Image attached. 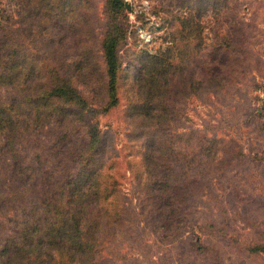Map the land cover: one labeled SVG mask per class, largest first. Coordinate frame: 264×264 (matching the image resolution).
Returning a JSON list of instances; mask_svg holds the SVG:
<instances>
[{
	"label": "rangeland",
	"instance_id": "374dc122",
	"mask_svg": "<svg viewBox=\"0 0 264 264\" xmlns=\"http://www.w3.org/2000/svg\"><path fill=\"white\" fill-rule=\"evenodd\" d=\"M121 1L124 7L115 8L117 0H49L52 32L57 34L59 26L52 20L58 15L57 20L61 24L64 20L66 26L65 37L56 38L58 54L45 61L64 74L59 61L66 62L81 51L87 57L95 55L97 74L85 78L83 87L90 90L110 81L119 100L111 109L75 122V128L82 131L89 123L98 129L96 144L103 157L101 183H108L106 190H117L105 202L102 198L83 212L88 215L87 225L92 219L99 220L100 231L96 235L101 244L92 239L89 243L96 249L92 264H264V251L249 249L256 245L264 247V0H212L205 8L200 6V13H194L191 26L182 28L184 31L179 14L187 16L197 7L195 4L179 8L178 0ZM20 2L24 1L0 0V28L12 39L24 42L42 64L43 51L32 47L36 43L23 40L30 36L29 25H21V19H31L28 16L37 12L33 11L36 1H32L26 13L20 10ZM108 14L116 17L124 34L119 40L123 44L116 46L121 67L111 80L104 74L101 60ZM40 16V22L49 20L47 15ZM197 22L200 28L194 26ZM35 24L34 21L32 26ZM34 33L39 39L43 37L41 31ZM144 50L158 55L159 65L163 63L166 69L176 71L167 75L173 78L171 81L162 80L166 89L162 93L164 101L174 112L169 109L168 122L161 130L156 129L154 117L149 126L145 125L148 120L143 126H136V116L128 110L129 104L137 103L139 97L133 77L137 66H141ZM178 58L184 64L174 70L169 64ZM217 73L223 74L224 84L214 85ZM0 89V98L6 97ZM93 95L94 90L91 98ZM51 125L42 126L32 136L37 138L36 144L39 140L38 146L44 144L41 150L37 149L35 159L33 144L15 157L0 149L1 185L8 182L11 189L25 193L21 203L14 199L0 213V223L7 232L13 228L15 216L20 215L23 220L30 210L32 214L39 212L34 213L36 193L33 192L34 198L29 197L24 188L31 186L29 193L45 191V186L42 191L38 182L46 178L38 174L42 171H35V166L45 164L46 149L47 153H58L54 151L59 129L55 132ZM156 132L166 137L173 134L175 150L165 153L160 164L166 165L160 167L172 177L179 173V181L184 180V174L188 176L182 212L166 218L164 225L154 219L155 213H151L144 195L148 178L142 152L146 137ZM181 132L183 136L175 137ZM203 135L210 137L209 155L204 151ZM173 154L176 164L171 163L175 161ZM68 164L73 167L75 159ZM53 166L56 168L57 163L49 162L44 168ZM171 169L176 171L175 175ZM182 172L185 173L180 175ZM66 189L64 181L59 180V195L52 193L48 202L65 203L62 199ZM67 204L63 209L69 210ZM50 208L45 206V216L50 214ZM23 249L25 254L28 246Z\"/></svg>",
	"mask_w": 264,
	"mask_h": 264
},
{
	"label": "trees",
	"instance_id": "16d2710c",
	"mask_svg": "<svg viewBox=\"0 0 264 264\" xmlns=\"http://www.w3.org/2000/svg\"><path fill=\"white\" fill-rule=\"evenodd\" d=\"M23 1L20 2V10L26 13L27 8L29 11L33 0ZM34 1L36 2L33 11L36 10L37 12L28 16L32 20L21 19V25H29L28 31L33 38L28 36L23 40L29 41L30 44L36 43L32 47L43 51L41 58L44 61L42 64L39 63L37 54L28 51V47L23 44L24 42L12 39L0 28V88H3L2 91L6 92L7 95L0 98V149H4L6 153L9 152L7 154L15 157L27 146H34L33 159H35L38 155L37 149L41 150L44 144L38 146L39 140L36 144L37 138L34 140L32 136L42 126L52 124L50 128L55 126V132L59 129L56 136L58 145L54 151L58 150V153L50 154L47 153L48 149H46L44 153L45 164L43 163L44 165L38 166V168L35 166V171H42L38 174L46 178V181L38 182L42 191L45 186V191L38 193L39 190L37 192L32 190L29 193L28 190L32 189L31 186L24 188L29 197L34 198L33 192L36 193L35 204L37 205L35 207L37 209L34 210V213L37 210L39 212L32 214L30 210L27 218L23 220L20 219V215L15 216L12 219L14 226L9 232L3 230L6 226L0 223V264H92L96 257V249L91 248L89 243L92 239L101 244L96 235L100 231L98 228L99 220L98 217L97 220L92 219L89 226L86 224L88 215H83V212L89 205H95L102 198L105 202L117 190H106L108 183H101L103 157H101V151L96 144L98 129L94 124L89 123L82 131L80 127L75 128V122L86 115L94 117L102 113L103 110L111 109L112 106L118 105L119 100L114 84L110 81H104L101 85L97 84L90 90L85 89V86L83 87L84 79H91V76L96 73L95 55L87 57L85 54H81L84 52L81 51L70 60L66 59V62L65 60L59 61V69L63 70L64 74H59L45 61L50 56L54 58V55L58 54L56 38L62 40L65 37L63 35L66 25L64 20L62 24L57 20L60 15L53 18L52 23L55 21L59 26L56 30L58 34L56 37L57 34L53 33L51 29V4L49 0ZM211 1L178 0L179 8L193 7V4L197 6L194 9L195 12L192 11L187 16L179 14L178 20L181 31H184L185 29L182 30V28L188 24L191 26L190 22L194 13L201 11L200 6L205 8ZM117 2L115 8L124 7L121 0H117ZM40 7L43 8L42 11H40ZM40 15H47L49 20L40 22ZM108 16L109 24L102 40L104 49H102L101 60L103 59L105 66L104 74L111 80L121 67L119 48L116 46L121 47L123 41L119 43V40L124 38V34L121 26L116 22V17L111 14ZM34 21L35 27L32 26ZM17 22L19 23L18 20ZM0 25L2 26L1 23ZM194 26L200 28L201 24L197 22ZM43 30L46 32H42ZM39 31L43 34L41 39L34 33H39ZM36 38L38 39L36 40ZM221 39L224 40V38ZM222 48L224 49V47ZM167 52H169L168 48ZM182 64L184 61L178 58L176 62L169 65L176 70L182 67ZM171 71V69H166L163 63L159 65L158 55L144 50L141 56V66H137L133 77L134 90L139 97L137 103L129 104L128 109L131 115L136 116V126H143L147 120L145 125L149 126L152 117L156 120L154 125L158 130L167 124L168 118L166 116L171 108H169L170 104H166L162 95V93H166L162 80L171 81L173 78L167 76ZM221 78H223V74L217 73L213 77L214 85L224 84L221 82ZM93 90L94 95L91 98ZM171 111L174 112L172 109ZM146 133L144 132V134ZM161 133L156 132L154 135L146 137L145 151L142 152V155L145 165L144 171L148 178V182L145 183L148 190L144 194L147 205L152 208L151 213H155L153 216L157 223L164 225L166 218L176 217L182 212L184 205L181 203L185 201L182 197L187 191L185 179L188 176L182 172L180 175L184 174L183 179L185 181H179V173L176 174L173 169L169 170L173 175L176 174L172 177L166 173L167 169L160 167L166 165V163L160 164L165 158V153L175 152L173 150V134L166 137V135L161 136ZM183 135L184 132H181L175 137L179 138ZM59 138L62 141H59ZM202 138L204 151L209 155L212 150L210 137L203 135ZM174 155L175 161L171 163L176 164L177 159L174 158ZM29 159H32V156ZM74 159L75 164L70 167L68 163ZM40 162H42L41 159ZM49 162L57 163L56 168L54 166L44 168ZM182 167L184 166L181 165V170H183ZM186 169V171L189 170V168ZM16 173L17 170L13 175ZM59 180H63L66 185V194L62 201L68 203L69 210L63 209L65 203L59 204L60 201L48 202L52 193L59 195V191L56 190ZM93 186L96 188L91 191L90 188ZM68 190L69 193H67ZM24 195L25 193L21 190L11 189L8 182L2 185L0 183V213H4L8 204L12 203L14 199L21 203ZM10 205L12 207V204ZM46 205L52 207L48 216L44 215ZM154 207L156 212L153 211ZM38 213H41L39 218L35 217ZM114 221H118V219L114 218ZM25 246H28V249L25 254H22ZM249 249L254 252L264 251V247L260 245L252 246Z\"/></svg>",
	"mask_w": 264,
	"mask_h": 264
},
{
	"label": "water",
	"instance_id": "95a60500",
	"mask_svg": "<svg viewBox=\"0 0 264 264\" xmlns=\"http://www.w3.org/2000/svg\"><path fill=\"white\" fill-rule=\"evenodd\" d=\"M262 106L264 107V89H263V94H262Z\"/></svg>",
	"mask_w": 264,
	"mask_h": 264
}]
</instances>
